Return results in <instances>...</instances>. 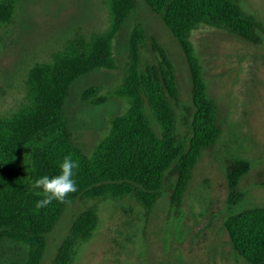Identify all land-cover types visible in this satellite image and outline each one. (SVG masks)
<instances>
[{
  "label": "trees",
  "instance_id": "1",
  "mask_svg": "<svg viewBox=\"0 0 264 264\" xmlns=\"http://www.w3.org/2000/svg\"><path fill=\"white\" fill-rule=\"evenodd\" d=\"M177 41L191 79L192 105L183 104L176 68L165 49L150 38L155 62L141 56L147 36L137 22L128 40V62L123 79L110 94L128 104L112 119L108 135L91 156L75 145L67 127L64 107L72 86L97 70L115 71L114 43L137 10L136 0H107L109 28L89 38L76 36L46 63L35 64L26 78L27 104L8 118L0 116V247L6 242L27 249L24 264H43L48 235L66 210L76 203L96 204L134 199L149 219L163 193L170 210L182 208L194 170L204 153L215 148L223 126L215 100L208 93L204 69L191 42L202 26L225 31L253 44H262L264 28L245 13L238 0H144ZM20 0H0V26L14 22ZM101 87L82 95L90 106L105 104ZM175 108L180 111L179 132ZM155 121L152 124L151 118ZM157 127V129H156ZM65 156L77 163L73 169L76 191L63 203L52 201L35 209V179L59 173ZM251 164L231 158L226 163L227 205L246 199L240 189ZM100 225L96 205L80 212L58 248L53 264H73L80 248L90 242ZM229 240L249 264H264V208L233 213L224 222Z\"/></svg>",
  "mask_w": 264,
  "mask_h": 264
},
{
  "label": "rangeland",
  "instance_id": "2",
  "mask_svg": "<svg viewBox=\"0 0 264 264\" xmlns=\"http://www.w3.org/2000/svg\"><path fill=\"white\" fill-rule=\"evenodd\" d=\"M242 10L264 28V0H238ZM107 0H20L13 24L0 26V116L8 118L24 107L26 78L35 64L46 63L76 36L89 38L108 30ZM114 43L117 70H97L72 86L64 107L67 127L75 145L91 156L108 135L112 119L123 115L128 104L110 94L123 79L128 62V40L139 22L147 36L141 52L144 62H155L150 38L168 53L177 73L180 100L192 105L191 79L184 55L169 29L144 0ZM191 42L204 69L208 93L215 100L223 136L204 153L177 214L163 193L149 219L132 198L114 202L76 203L66 210L48 235L43 264H53L73 219L96 205L100 225L84 244L73 264H249L234 250L224 227L226 218L247 209L264 208V33L262 44L253 45L225 31L202 26ZM101 87L105 104L83 103V93ZM179 132L180 111L175 108ZM152 124L155 121L149 114ZM157 129V127H156ZM231 158L251 164L240 189L246 199L227 205L226 163ZM27 249L10 241L0 247V264H24Z\"/></svg>",
  "mask_w": 264,
  "mask_h": 264
},
{
  "label": "clouds",
  "instance_id": "3",
  "mask_svg": "<svg viewBox=\"0 0 264 264\" xmlns=\"http://www.w3.org/2000/svg\"><path fill=\"white\" fill-rule=\"evenodd\" d=\"M77 163L69 156H65L59 163V173L51 177L44 175L34 180L32 187L38 189V195L42 197L35 203V209L38 211L56 201L63 203L70 193L76 191V183L73 179V169Z\"/></svg>",
  "mask_w": 264,
  "mask_h": 264
}]
</instances>
